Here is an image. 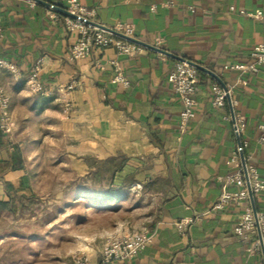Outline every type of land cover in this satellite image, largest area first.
I'll return each instance as SVG.
<instances>
[{
    "label": "crops",
    "instance_id": "1",
    "mask_svg": "<svg viewBox=\"0 0 264 264\" xmlns=\"http://www.w3.org/2000/svg\"><path fill=\"white\" fill-rule=\"evenodd\" d=\"M67 1L48 3L66 9ZM78 1L94 11L90 21L112 30L129 26V37L211 70L232 87L230 99L237 105L232 109L227 101L225 108H215L211 87L219 82L199 71L196 117L182 133V103L168 83L176 60L145 48L133 56L109 48L71 60L76 34L67 30L65 15L32 0H1L0 59L10 67L0 68V82L10 100L11 124L6 133L0 129V181L18 187L26 179L20 194L27 198L37 195L33 182L42 179L109 178L114 234L153 236L134 259L110 264H264V255H250L233 233L239 211L212 210L222 192L219 178L237 169L230 163L238 146L233 110L245 122V155L264 179V145L258 143L264 67L258 73L223 70L226 64H248L252 48L264 44V0ZM39 60L44 91L36 93L28 80ZM113 62L129 87L112 83ZM112 158L114 170L126 159L114 177L93 173ZM17 164L21 169H12ZM45 166L66 173L37 170ZM0 198H7L1 184ZM254 205L264 212V195ZM181 222L187 224L184 233L177 228ZM87 257L100 263V249Z\"/></svg>",
    "mask_w": 264,
    "mask_h": 264
},
{
    "label": "built area",
    "instance_id": "2",
    "mask_svg": "<svg viewBox=\"0 0 264 264\" xmlns=\"http://www.w3.org/2000/svg\"><path fill=\"white\" fill-rule=\"evenodd\" d=\"M1 1V0H0ZM50 0H47L49 2ZM32 5L36 2L32 1ZM49 11L54 13L55 5L50 3ZM66 10L71 14L78 16L77 18L65 17V26L68 31L76 34V41L70 46L68 56L71 60H83L91 56L94 52H99L109 48L117 50L120 55L133 56L142 52L143 47L132 43L126 39L116 36L115 34L106 32L105 30L88 24L89 17L93 16L94 11L88 12L81 6L78 0H68ZM152 11L155 7L151 8ZM241 14L249 17H259V12L255 15L242 11ZM125 29V31H122ZM116 32L129 36L130 27L119 25L115 29ZM1 35V27H0ZM251 61L244 65L226 64L223 66L225 71H239L242 73H258L264 67V44L256 45L250 52ZM41 60H39L28 80L29 89L32 92H43L44 89L40 84L38 77L40 74ZM115 67V74L112 83L122 84L124 87L130 86L129 79L124 75L118 64H112ZM10 65L6 60L0 59V68H9ZM198 70L188 62H176L172 71L168 76V83L172 91L180 99L182 103V111L179 116V129L183 133L188 125L195 119V107L197 101L195 99L198 84ZM74 89V85L68 86L67 90ZM233 90L232 87L223 88L219 83L212 84V104L217 109L225 108L228 98H230ZM10 100L4 87L0 82V129L6 133L10 129L11 118L9 115ZM232 109L237 105L236 101L230 99ZM234 134L238 139V146L230 163L235 165L237 169L219 178L222 183V192L213 205V211H222L229 207L239 211L235 226L233 228L234 235L240 242L249 246V254L264 255V212H254L250 192L253 198L264 193V179L258 173L255 165L250 161L251 158L245 155L248 147L247 142H242L240 137L245 128V122L241 115H236L233 110ZM260 136L258 143L264 145V125L258 127ZM241 155H244L245 170L242 166ZM236 186L237 191H231L230 187ZM187 224L183 222L177 224L180 232H185ZM153 236L148 231L136 233H116L109 236L102 249L100 250L101 262L95 263L89 257L82 255L74 260V264H110L112 262H124L137 257L149 244L152 243Z\"/></svg>",
    "mask_w": 264,
    "mask_h": 264
},
{
    "label": "rangeland",
    "instance_id": "3",
    "mask_svg": "<svg viewBox=\"0 0 264 264\" xmlns=\"http://www.w3.org/2000/svg\"><path fill=\"white\" fill-rule=\"evenodd\" d=\"M59 167L37 170L63 172ZM70 178L33 182L37 195H29L24 203H11L8 198L5 203L0 201V264H62L69 260L74 264L77 257L101 250L106 239L114 236L110 179Z\"/></svg>",
    "mask_w": 264,
    "mask_h": 264
},
{
    "label": "water",
    "instance_id": "4",
    "mask_svg": "<svg viewBox=\"0 0 264 264\" xmlns=\"http://www.w3.org/2000/svg\"><path fill=\"white\" fill-rule=\"evenodd\" d=\"M32 1H35V2H37V3H39V4L43 5V6H45L47 8H49V6H50V3L45 2L43 0H32ZM55 10L57 12H60L61 14L65 15V16H68V17H71V18H77L78 17V16H76V15L71 14L70 12H68L63 7V5L60 4V3L57 6H55ZM87 23L88 24H91V25H94L96 27H99V28L105 30L106 32L115 34L116 36L121 37L123 39H126V40H128V41H130L132 43H135V44H137V45H139V46H141V47H143L145 49H148L150 51H153V52L159 53L161 55L167 56L169 58H172V59L176 60L177 62H188L191 65H193L198 71L204 72V73L210 75L211 77L215 78L222 85L223 88H226V86L222 83V81L220 80V78H218L216 76V74H214L211 70H209V69H207V68H205V67H203V66H201V65H199V64H197L195 62L188 61V60H186V59H184V58H182L180 56H176V55H174V54H172L170 52H167L165 50H162V49H160L158 47H155V46L150 45L148 43L142 42V41L137 40L135 38L126 36V35H124L122 33L116 32V31H114V30H112V29H110V28H108L106 26H103L101 24H98V23H95V22H92V21H87ZM228 101L230 102V98H228ZM232 118H234L233 115H232ZM241 162H242V166H243V168L245 170L244 155H241ZM250 199H251V203H252L253 210L256 213L257 211H256L255 205H254V198H253V195L251 194V192H250Z\"/></svg>",
    "mask_w": 264,
    "mask_h": 264
},
{
    "label": "trees",
    "instance_id": "5",
    "mask_svg": "<svg viewBox=\"0 0 264 264\" xmlns=\"http://www.w3.org/2000/svg\"><path fill=\"white\" fill-rule=\"evenodd\" d=\"M184 59H186V58H184ZM198 74H199V72H198ZM125 161H126V159H123L120 162V164L115 168V170H114V158L109 159V160L104 161V162H101V163H98L95 166V170L93 173H98V174L108 173L109 177H114V172L119 171ZM12 169H14V170L15 169H21V166L19 164H17L16 166H13ZM28 183L29 182L26 179H22L19 182V186L16 187L13 184V182L0 181V184L2 185V188H3V193H4V195H6V197L9 199V201L11 203H13L14 201H18L19 203H24L26 197H24L22 194H20V192L22 190H24L25 188H27ZM112 189H114V188L112 187ZM111 193H113V195H114V190H112ZM262 195H264V193L255 197L256 203H257V200ZM0 201H2V203H5L6 200H4L3 198H0Z\"/></svg>",
    "mask_w": 264,
    "mask_h": 264
}]
</instances>
